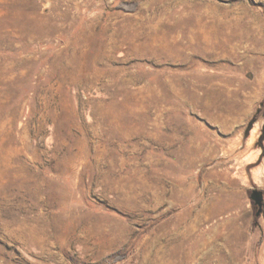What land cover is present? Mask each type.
Returning a JSON list of instances; mask_svg holds the SVG:
<instances>
[{
    "label": "rangeland",
    "instance_id": "obj_1",
    "mask_svg": "<svg viewBox=\"0 0 264 264\" xmlns=\"http://www.w3.org/2000/svg\"><path fill=\"white\" fill-rule=\"evenodd\" d=\"M252 190L264 0H0V264H264Z\"/></svg>",
    "mask_w": 264,
    "mask_h": 264
},
{
    "label": "bare ground",
    "instance_id": "obj_2",
    "mask_svg": "<svg viewBox=\"0 0 264 264\" xmlns=\"http://www.w3.org/2000/svg\"><path fill=\"white\" fill-rule=\"evenodd\" d=\"M195 41H196V42H194L195 44H190L188 41H185L184 38H181L180 40L174 42L172 50H174V52L176 51V53L181 56L186 51H191L194 48L204 47V44L202 42H199V40L197 41V39H195ZM212 46H215V45H212ZM216 47H218V45Z\"/></svg>",
    "mask_w": 264,
    "mask_h": 264
},
{
    "label": "water",
    "instance_id": "obj_3",
    "mask_svg": "<svg viewBox=\"0 0 264 264\" xmlns=\"http://www.w3.org/2000/svg\"><path fill=\"white\" fill-rule=\"evenodd\" d=\"M249 199L254 207L257 209L256 217L259 218L264 214V192L259 190H252L249 193Z\"/></svg>",
    "mask_w": 264,
    "mask_h": 264
}]
</instances>
